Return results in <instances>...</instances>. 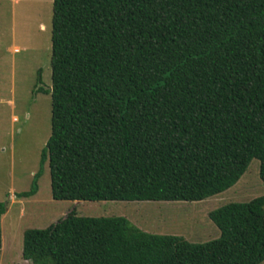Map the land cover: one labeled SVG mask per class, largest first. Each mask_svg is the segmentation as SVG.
Masks as SVG:
<instances>
[{"label":"trees","instance_id":"1","mask_svg":"<svg viewBox=\"0 0 264 264\" xmlns=\"http://www.w3.org/2000/svg\"><path fill=\"white\" fill-rule=\"evenodd\" d=\"M54 200L200 201L252 159L264 183V0H53ZM37 81L40 82L39 77ZM42 169V168H41ZM39 170L29 190L37 192ZM6 203L0 201L1 217ZM195 243L75 209L23 233L30 264H260L264 195L208 212Z\"/></svg>","mask_w":264,"mask_h":264},{"label":"rangeland","instance_id":"2","mask_svg":"<svg viewBox=\"0 0 264 264\" xmlns=\"http://www.w3.org/2000/svg\"><path fill=\"white\" fill-rule=\"evenodd\" d=\"M52 1L0 0V201L7 207L1 221L0 264H30L21 256L24 231L45 228L72 209L80 216H123L146 232L195 243L217 238L219 230L209 211L264 195L257 159L232 187L200 201L52 198L48 163H40L50 135L51 97L37 91L38 86H51ZM40 169L37 192L20 197Z\"/></svg>","mask_w":264,"mask_h":264},{"label":"crops","instance_id":"3","mask_svg":"<svg viewBox=\"0 0 264 264\" xmlns=\"http://www.w3.org/2000/svg\"><path fill=\"white\" fill-rule=\"evenodd\" d=\"M14 49H15V51H17V50H18L17 48H14ZM13 119H14V118H13ZM3 216H4V215H2V217H1V221H2V219H3Z\"/></svg>","mask_w":264,"mask_h":264}]
</instances>
